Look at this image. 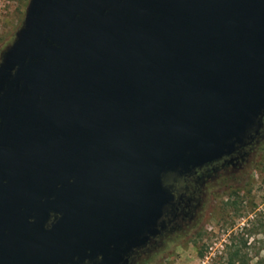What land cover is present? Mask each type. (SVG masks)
Returning a JSON list of instances; mask_svg holds the SVG:
<instances>
[{"label":"water","instance_id":"95a60500","mask_svg":"<svg viewBox=\"0 0 264 264\" xmlns=\"http://www.w3.org/2000/svg\"><path fill=\"white\" fill-rule=\"evenodd\" d=\"M263 128L264 0H28L0 52V264H126Z\"/></svg>","mask_w":264,"mask_h":264},{"label":"rangeland","instance_id":"374dc122","mask_svg":"<svg viewBox=\"0 0 264 264\" xmlns=\"http://www.w3.org/2000/svg\"><path fill=\"white\" fill-rule=\"evenodd\" d=\"M27 3L0 0V52L12 42ZM189 191L197 207L192 220L136 264H224L234 246L252 263L264 258V139L243 169L214 175Z\"/></svg>","mask_w":264,"mask_h":264},{"label":"flooded vegetation","instance_id":"af4514ba","mask_svg":"<svg viewBox=\"0 0 264 264\" xmlns=\"http://www.w3.org/2000/svg\"><path fill=\"white\" fill-rule=\"evenodd\" d=\"M261 135L262 136L259 138L258 143L264 139V128ZM257 144L249 146V148L244 152L234 153L229 157H224L212 164L203 166L202 168L197 169L191 176L183 177L179 183V189L174 193L176 197H178L177 216L167 224L165 229L160 230V232L156 236L152 237L144 246L134 249L126 264H136V258L142 257L144 254L160 250L164 244L165 238L183 229L184 225L188 221L192 220L197 207L192 203V201L196 199L189 191L190 188H194L196 184L201 185L210 177L219 175L222 172H227L229 170L238 171L243 169Z\"/></svg>","mask_w":264,"mask_h":264},{"label":"trees","instance_id":"16d2710c","mask_svg":"<svg viewBox=\"0 0 264 264\" xmlns=\"http://www.w3.org/2000/svg\"><path fill=\"white\" fill-rule=\"evenodd\" d=\"M246 243L247 241L244 242V244ZM252 259L253 257H247L237 246H234L232 250L228 251L224 264H264L263 257H258L254 263L251 262Z\"/></svg>","mask_w":264,"mask_h":264}]
</instances>
